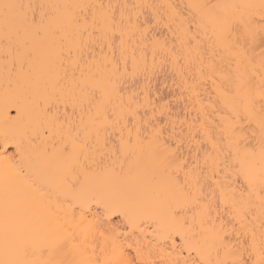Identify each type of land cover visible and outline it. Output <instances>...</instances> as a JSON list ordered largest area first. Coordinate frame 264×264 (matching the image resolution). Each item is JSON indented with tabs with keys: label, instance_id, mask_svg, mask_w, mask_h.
Listing matches in <instances>:
<instances>
[{
	"label": "snow or ice",
	"instance_id": "1",
	"mask_svg": "<svg viewBox=\"0 0 264 264\" xmlns=\"http://www.w3.org/2000/svg\"><path fill=\"white\" fill-rule=\"evenodd\" d=\"M147 7L0 0V264H264V0L190 4L198 32L177 34L179 53L149 41L137 11ZM97 43L112 55L98 57ZM149 44L153 67L165 52L218 78V139L206 119L202 140L192 124L178 135L174 122L165 138L169 121H154L170 102L126 95L129 61L133 77L140 65L147 71ZM109 127L118 145L109 146ZM205 140L201 158L192 147ZM231 174L247 192L236 195Z\"/></svg>",
	"mask_w": 264,
	"mask_h": 264
},
{
	"label": "bare ground",
	"instance_id": "2",
	"mask_svg": "<svg viewBox=\"0 0 264 264\" xmlns=\"http://www.w3.org/2000/svg\"><path fill=\"white\" fill-rule=\"evenodd\" d=\"M19 2L28 3L29 0H19ZM51 2L54 3H70L73 2V0H51ZM86 2L89 3H104V4H116V5H122L125 3L132 4H148L152 5L153 7H147L142 9H137V11L140 12V15L138 17L139 22L144 25L145 27H148L149 24L147 23L144 12H149L154 19L155 25L160 26L164 28V33L162 35H158L157 32L149 30V41L155 37L157 39H160L161 41L167 40V47L170 49H174L177 53L180 52V41L177 38V34H182L184 30L188 31V35H195L198 32V29L196 27L197 25V12L196 10L189 7L190 4H195L199 2H204V0H86ZM211 2H225V3H232V2H239V0H211ZM258 3V0H256ZM119 7H117V16H119ZM160 21L157 23V21ZM170 23L171 28L165 27L166 24ZM198 40H205L207 42V38L204 36V34L201 32L199 35H197ZM118 43V41H117ZM144 43H148V41H145ZM195 43V42H193ZM205 43V47H206ZM259 51V49H257ZM95 53L96 55L103 56L107 54L108 56L112 55V50L107 47L105 44V47L103 49V52L101 51L100 44L97 43L95 46ZM140 55V53H137ZM116 56L119 57V50H116ZM165 57H167V62L164 65H168L170 70H172L179 83V89H180V98L184 103L185 107V114L179 115L178 112H171L169 115H166L164 117L165 120L169 121L168 123V130L165 132V138H167L168 134L172 131V122L176 125V133L178 135L183 134L187 136L189 134V124L193 125V128L191 131L193 133H197L196 139L202 140L204 139L198 134V129L200 128L201 122L205 119L209 122L208 123V129L211 134V136L214 139H218L220 135L219 131V118L220 115L223 113L219 111V109L222 107V99L219 96L218 92V85L219 80L216 79V84L213 83L212 79L207 78V74H198L197 68L199 67L198 62L193 61L191 64H186L184 59H180L179 62L174 61V57L165 52H160L157 54L155 58V67H153V57H152V50L151 45L149 44V47L147 49V58H148V67L147 71H144L143 65H140V68L137 72V75L133 77L131 75L132 72V65L131 61H129L128 65V72L129 75L124 79V84H126L127 81H132L136 77H140V80L137 82V85L133 87H127V93H138L139 94V101L140 103L144 102L145 94H147L148 98L152 100L155 104L159 105L162 102L156 103L154 97L156 95L155 91H152L151 89V81L153 78L154 72L161 67V60H163ZM226 63V62H225ZM121 70L123 71V65H121ZM5 76L6 72L3 68L2 62H0V124L5 119V109H4V94H5ZM118 102V101H117ZM61 109L63 110V106H61ZM170 109V108H169ZM215 109V111H214ZM71 111V109H69ZM145 112V108H140L139 115L142 117ZM8 116L13 117L16 115L15 108H11L7 110ZM152 112L151 108L148 109V116L151 117ZM161 119L159 116L157 117L156 121L154 123L159 125L161 123ZM184 122L181 124V122ZM181 128H183V133H181ZM126 131V130H125ZM111 133L109 146L112 144L118 145L119 140V132L114 131L111 127L107 129L105 132V135H108ZM0 136H2V132H0ZM211 147L210 144L207 143V141H204L203 146L193 144L192 152L195 153L197 151V148L200 150L201 158L205 154V151ZM16 148L15 145H9V148L7 150V154L9 156L13 155L15 153ZM3 157H0V160H2ZM2 167V165H0ZM223 167V165H221ZM229 173H232V169L228 170ZM211 174V173H209ZM221 178L223 179V173L221 174ZM229 179L233 181L231 184V188L235 189L236 195L239 196L241 191L247 192V185L244 181V178L237 177L235 174H231L229 176ZM227 182V181H225ZM5 179L0 176V194H2L4 187H5ZM9 183H13L12 181H9ZM210 184V182H209ZM206 197L212 196V190L211 187H205L204 189ZM217 204L219 203V190L216 192V201ZM252 203H253V215H258L259 212V200L253 196L252 197ZM93 212L98 205H92ZM249 220H251V216L249 217ZM258 223V221H257ZM146 229L147 232H151V228L147 225H142ZM187 254V253H186Z\"/></svg>",
	"mask_w": 264,
	"mask_h": 264
},
{
	"label": "rangeland",
	"instance_id": "3",
	"mask_svg": "<svg viewBox=\"0 0 264 264\" xmlns=\"http://www.w3.org/2000/svg\"><path fill=\"white\" fill-rule=\"evenodd\" d=\"M145 19L149 24L151 31L157 32L158 35H162L164 33V28L160 26H156L153 16L145 11L144 12ZM140 80V77H136L134 80H130L126 82L127 87H133L137 85V82ZM151 89L152 91L156 92L154 97L156 103L163 102L160 100V96L163 95L164 101H169V108L171 112H178L179 115L185 114V107L183 106L184 103L180 98V89L178 79L175 73L170 70L168 65H164L163 67L158 68L154 74L151 81ZM158 103V104H159ZM165 119H161V123ZM169 126V125H168Z\"/></svg>",
	"mask_w": 264,
	"mask_h": 264
}]
</instances>
